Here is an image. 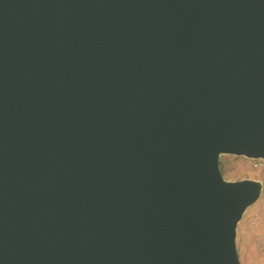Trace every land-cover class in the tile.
Segmentation results:
<instances>
[{
    "label": "water",
    "instance_id": "95a60500",
    "mask_svg": "<svg viewBox=\"0 0 264 264\" xmlns=\"http://www.w3.org/2000/svg\"><path fill=\"white\" fill-rule=\"evenodd\" d=\"M264 0H0V264H241L263 190Z\"/></svg>",
    "mask_w": 264,
    "mask_h": 264
},
{
    "label": "rangeland",
    "instance_id": "374dc122",
    "mask_svg": "<svg viewBox=\"0 0 264 264\" xmlns=\"http://www.w3.org/2000/svg\"><path fill=\"white\" fill-rule=\"evenodd\" d=\"M226 179H257L264 184V160L222 155ZM260 198L243 213L237 226L236 247L241 264H264V186Z\"/></svg>",
    "mask_w": 264,
    "mask_h": 264
}]
</instances>
